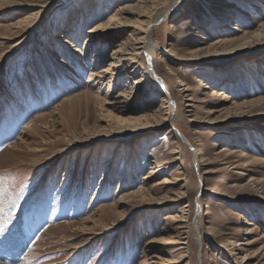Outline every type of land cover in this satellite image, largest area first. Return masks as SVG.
<instances>
[{"label":"rangeland","instance_id":"rangeland-1","mask_svg":"<svg viewBox=\"0 0 264 264\" xmlns=\"http://www.w3.org/2000/svg\"><path fill=\"white\" fill-rule=\"evenodd\" d=\"M149 1L0 0V264H264V0H179L130 65Z\"/></svg>","mask_w":264,"mask_h":264},{"label":"bare ground","instance_id":"bare-ground-1","mask_svg":"<svg viewBox=\"0 0 264 264\" xmlns=\"http://www.w3.org/2000/svg\"><path fill=\"white\" fill-rule=\"evenodd\" d=\"M151 1H155V0H150L149 2H151ZM157 1V0H156ZM239 1H242V0H239ZM247 1H249V0H243V2H247ZM234 2H238V0H234ZM178 3H179V0H176V1H174L169 7H167L163 12H161V13H159V14H155V15H153V16H148L147 14H146V16H145V14H142V15H140V17L141 18H146L147 20L145 21V27H144V31H140L141 33H142V36H140V37H137V38H132V40L130 41V43H128L129 44V46L127 47L126 46V42L123 44V45H125V47L123 48H121L120 47V49L119 50H124V53L125 54H127V55H129V56H135L133 59H131V58H129L128 59V61H130L129 62V64L130 65H133V64H135L136 63V61H137V57H140L141 56V54H143L147 59H148V61H152V59L154 58V57H156V55L158 54V46L156 45V43L152 40V38H151V33H152V29L155 27V26H157L159 23H161V22H165L166 20H167V18L170 16V14H171V12L172 11H177L178 10ZM161 4V3H160ZM237 4V3H236ZM251 4V3H250ZM159 6V5H158ZM238 8V7H237ZM254 8V7H253ZM125 10L127 11V8L125 7V8H123V9H121V10H119L118 12H116V14L114 15V17H116L117 18V16L119 15V14H123V13H126L125 12ZM238 10V9H237ZM241 9H239V11H240ZM242 11V10H241ZM145 13V12H144ZM153 13V12H152ZM175 13V12H174ZM255 13V12H254ZM117 15V16H116ZM114 17H113V19H111L112 21H116V20H114ZM118 21V20H117ZM227 27H226V30H236V31H238L239 29H238V27H233V24H232V26H229L228 24L226 25ZM233 27V28H232ZM98 29L99 28H96L95 30H93L91 33L92 34H94L95 32H97L98 31ZM225 29H223V30H219L220 32H224V31H226ZM136 31H137V29H136ZM135 31V32H136ZM239 31H241V30H239ZM263 31V30H262ZM262 31H259L258 33H256V34H253L252 35V38H257V39H262L263 37H264V34H263V32ZM135 32H133V33H135ZM95 36H97V35H95ZM94 36V37H95ZM252 38H249V37H247V36H244L243 38H242V42L243 43H248V42H250L251 41V39ZM4 39H5V37H4ZM90 40V39H89ZM250 40V41H249ZM99 41V40H98ZM127 42H129V40L127 41ZM232 41H230V40H226V39H221L220 38V40H218L217 41V43H219V44H228V43H231ZM119 52V51H118ZM230 52V51H229ZM228 52V53H229ZM119 53H123L122 51H120ZM116 55V54H115ZM121 55V54H120ZM138 55H140V56H138ZM118 58V57H117ZM119 60V59H118ZM126 60V59H125ZM187 60H189V61H193V60H197V61H202V62H205V61H207V62H211V60H207L206 58H199V57H197V58H189V59H187ZM186 60V61H187ZM120 62V61H119ZM196 62V61H195ZM116 63L117 62H113L111 65H110V67H108L107 69H102V70H100V71H98V72H96L94 75H92V77L94 78V77H96V79H95V81H96V83L94 84L95 86L96 85H102L104 82H105V80H107L108 79V81L110 82V88H111V86H112V83L115 81V79H117L118 78V76L121 74L122 75V73L121 72H118V73H115V71L117 70V69H119V68H116V67H118V66H116ZM127 67H129V65H127ZM113 68V69H112ZM125 71V70H124ZM125 73H127V72H125ZM129 73V72H128ZM104 81V82H103ZM256 82V81H255ZM140 83H143V81H141V82H134V84H140ZM109 84V83H108ZM258 84V83H257ZM254 85H255V83H254ZM103 86V85H102ZM164 87H166L167 88V90H169L168 89V87H167V84H165V86ZM208 88V87H207ZM68 90V89H67ZM110 91V90H109ZM187 91H189L188 89H186V92ZM219 94V93H218ZM221 94V93H220ZM223 94V93H222ZM167 98H168V96H167ZM228 99H229V97H228ZM168 100H169V98H168ZM226 100V99H225ZM230 100V99H229ZM233 100V99H232ZM170 102V100L168 101V103ZM123 102H121L120 101V98H113V103H112V106L113 107H118V106H122L121 104H122ZM163 103H166V99H164L163 100ZM168 107V109H169V112L167 113V115L169 116V120L171 119V117H173V116H175V114H176V111H175V109H174V106H173V104H171V102L169 103V106H167ZM246 107V106H245ZM123 109V108H122ZM167 115H165L166 117H167ZM165 117V118H166ZM164 119V118H163ZM173 119V118H172ZM171 119V120H172ZM168 121V118H166V119H164V121ZM159 121V120H158ZM172 123H173V121H171ZM172 125H174V124H172ZM156 126V125H155ZM173 129V128H172ZM260 139V138H259ZM180 140H182V141H186V138H185V136L184 135H181L180 136ZM175 153H177V154H180V152L179 151H177V152H175ZM196 155H201V152H199V153H196ZM180 160V158H176L175 160H172V161H170V163H174V162H177V161H179ZM162 169H167V168H162ZM154 171V170H153ZM157 171V170H156ZM160 171H162L161 169H160ZM159 172V171H158ZM155 173H157V172H155ZM149 176V175H148ZM178 181H184V179H181V180H178ZM163 184L162 185H168L169 183H170V181L168 180V179H166V180H164L163 182H162ZM187 187L186 186H183V188L182 189H186ZM137 194V193H136ZM185 193H183V191H181L180 193H179V198H181V199H183V195H184ZM260 194H262V193H260ZM185 197V196H184ZM258 202V201H257ZM254 209V208H253ZM255 212H256V210H255ZM260 214L262 215V218H264V208H260ZM239 216V215H238ZM242 218V217H241ZM181 219V218H180ZM260 221H262V219L260 220ZM176 222L177 223H179V225H178V227L176 228V230H177V234H178V241L177 242H175V243H173V245H176V246H180V248L178 249L179 251H186L187 250V245H188V242H186L187 241V237L186 236H184V238H182L183 237V235H186L187 234V232L185 231L186 229H187V226H185L186 225V220H176ZM254 222V221H253ZM245 223H246V225H248V226H250V227H254V229H246V231H247V235H250V234H252V233H254V231L256 230V229H258V226H257V224H259L260 222L259 221H257V222H255V223H252L251 221L250 222H246L245 221ZM194 225H195V223H193ZM175 229V228H174ZM1 236V235H0ZM6 237V236H5ZM7 239V241H9V240H11L10 238H6ZM5 239V240H6ZM13 239V238H12ZM262 239H264V235L261 237V238H258V240H262ZM0 240H2V239H0ZM12 241H14V240H11V244L10 245H16V246H19V244L17 243L18 242V240L17 239H15V241H14V243L12 242ZM3 242V241H2ZM254 242H256V241H251V240H244V241H240V242H230L231 244H230V246H232V248H231V250L233 251V252H239L238 250H240V251H243V249H240V247H249V246H251V245H253L254 244ZM3 245H7L8 246V244L7 243H3L2 244V246ZM186 246V247H185ZM12 250V249H11ZM16 250V249H15ZM13 252H11L10 254H8L9 256H12L13 254H14V249L12 250ZM240 253V252H239ZM5 253H2V255H4ZM6 255V254H5ZM234 255H237L236 253H234ZM243 257V260H242V262L240 263V264H247L248 262H249V260H251V258H249L247 255L246 256H242ZM5 263V262H4ZM117 263H119V262H117ZM147 264V263H146ZM188 264V263H187Z\"/></svg>","mask_w":264,"mask_h":264},{"label":"water","instance_id":"water-1","mask_svg":"<svg viewBox=\"0 0 264 264\" xmlns=\"http://www.w3.org/2000/svg\"><path fill=\"white\" fill-rule=\"evenodd\" d=\"M182 134L181 133H179V136H181ZM187 145L189 144L188 142L186 143ZM193 151V150H192ZM195 153V152H194Z\"/></svg>","mask_w":264,"mask_h":264},{"label":"snow or ice","instance_id":"snow-or-ice-1","mask_svg":"<svg viewBox=\"0 0 264 264\" xmlns=\"http://www.w3.org/2000/svg\"><path fill=\"white\" fill-rule=\"evenodd\" d=\"M0 231H2V230H0Z\"/></svg>","mask_w":264,"mask_h":264}]
</instances>
